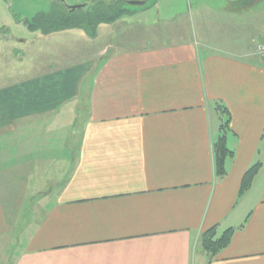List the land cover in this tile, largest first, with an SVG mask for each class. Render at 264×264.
Instances as JSON below:
<instances>
[{"label": "crops", "instance_id": "1", "mask_svg": "<svg viewBox=\"0 0 264 264\" xmlns=\"http://www.w3.org/2000/svg\"><path fill=\"white\" fill-rule=\"evenodd\" d=\"M237 3L209 10L238 18L247 10ZM172 20L127 16L101 25L96 37L40 33V61L3 59L5 190L11 180L29 187L44 174L62 181L42 195L47 211L39 222L10 219L0 187V241L9 232L19 241L11 264H264V59L256 46L224 51L183 36L180 25L169 31ZM0 33L1 55L22 50ZM260 34L264 43V26ZM56 39L83 40L85 48L70 44L79 56L46 67L45 46ZM223 106L234 156L220 179L214 144L227 121ZM258 163L259 175L239 196L246 171ZM214 228L235 232L212 257L202 237Z\"/></svg>", "mask_w": 264, "mask_h": 264}, {"label": "rangeland", "instance_id": "2", "mask_svg": "<svg viewBox=\"0 0 264 264\" xmlns=\"http://www.w3.org/2000/svg\"><path fill=\"white\" fill-rule=\"evenodd\" d=\"M54 1L56 2L57 0H0V31H6L7 36L13 38V45L10 46L13 51L14 49H22L21 51L18 50L15 53L12 52L7 55L0 54V65H3L4 58H7V61L4 60V62H8V65H11V61L16 62L21 58V55L26 56V58L23 59L25 63L40 61V59H37V49L40 48L43 41L40 33L31 32L25 28V24L21 21L23 18L31 19L40 12H50L51 8L53 9L52 3ZM85 1L86 0H65L67 6L85 4ZM89 1L92 0H88V2ZM135 1L146 2V4H130ZM239 1L240 0H128L129 3L121 5L120 8L126 7L130 11H133V14L127 15L131 18L147 15L151 19L157 20L173 19L170 24L168 23L170 26L167 25L169 31H171V29H176L180 25V34L184 33L183 36L185 37H195L199 39L202 44H209L213 48L233 52L253 50L254 46H256L257 49L261 38L260 27L264 26V0H253V5L250 4L252 0H241L240 3H238L239 5L236 4L234 7L241 8L240 10L242 11L246 9L247 12L242 16L239 15L238 18H232L227 14H220L219 12L209 10V8L216 9L228 6L231 2ZM17 22L19 24H17ZM164 27H166V25ZM78 32L80 31L77 30L75 33ZM105 37L108 36L104 35V38ZM17 39L19 42H17ZM21 39L26 40L23 45L28 47L26 50L28 53H26V51L22 52L26 47H20L22 44ZM101 39L100 35L94 47L101 43ZM11 42L12 41L7 40L5 43L9 44ZM83 43V40H72L70 44L74 47L85 48V44ZM70 44L66 40L57 43V39L56 43L51 41L48 42L45 46V58L43 59L46 67H55L54 63H58V59L61 56L65 58V61H63L65 64L68 62V57L70 59L75 55L79 56V53L82 51L76 48H69ZM74 59L75 58H73V60ZM213 117L216 121V116ZM76 127H80L79 121ZM79 132L74 136L70 135V141H78L81 135ZM51 168L52 170L54 169L53 167ZM44 170L47 173L48 168L46 167ZM56 170L57 167L54 169V172H56ZM54 174L55 176L53 177L46 174L36 176L45 179V181L43 180L41 182H36L34 180L36 177H33L32 181L34 182L28 184L29 187H23L22 183H19L21 185L19 187L18 184L11 180L8 184L7 191L5 190V179L4 181L0 179V187H2L4 199L7 201L8 198L10 204L7 205L10 219L13 217H15V219L17 217L18 219V217L23 215V218H29V220H33L34 222L42 220L47 211V205H44V201L47 202V198L43 199L42 195L44 194L47 196L50 194L51 190L55 193L62 184V181L56 180L59 177L57 173ZM10 179H13V177ZM24 184L25 182H23V185ZM13 188H15L22 197L20 196V198L13 199L16 194ZM17 219L16 222H18ZM21 232V230H18L17 233L13 231L14 236L18 235V237ZM11 237L12 235L9 232L7 241H4L5 239L0 241V264H11L10 258L19 248L18 245H16L19 241H11Z\"/></svg>", "mask_w": 264, "mask_h": 264}, {"label": "trees", "instance_id": "3", "mask_svg": "<svg viewBox=\"0 0 264 264\" xmlns=\"http://www.w3.org/2000/svg\"><path fill=\"white\" fill-rule=\"evenodd\" d=\"M240 1L238 3H240ZM128 3V0H92L86 2L84 7L80 9L70 10L65 0H57L52 3L53 9L51 8L50 12L37 13L33 18L24 19L21 22H23L31 32H39L43 35H50L68 30H83L88 36L96 37L98 28L101 25L114 23L133 13V11H130L126 7L120 8L121 5H126ZM222 113L227 116V121L222 124V135L214 144L216 174L220 179H223L228 174L226 166L227 159L234 156V152L227 144L230 113L224 106ZM261 168V163H258L251 166L246 171L242 179L239 196H243L251 188ZM234 232L235 229L230 228L223 234L218 235L215 228L209 230L202 237L203 249L210 253L212 257L217 256L230 244Z\"/></svg>", "mask_w": 264, "mask_h": 264}, {"label": "water", "instance_id": "4", "mask_svg": "<svg viewBox=\"0 0 264 264\" xmlns=\"http://www.w3.org/2000/svg\"><path fill=\"white\" fill-rule=\"evenodd\" d=\"M130 4H132V5H145L146 2H138V1H135V2H131ZM82 7H84V4L73 5V6H69V5H68V8H69L70 10H77V9L82 8Z\"/></svg>", "mask_w": 264, "mask_h": 264}, {"label": "built area", "instance_id": "5", "mask_svg": "<svg viewBox=\"0 0 264 264\" xmlns=\"http://www.w3.org/2000/svg\"><path fill=\"white\" fill-rule=\"evenodd\" d=\"M257 51H258V54L261 55L264 59V43L259 42L257 46Z\"/></svg>", "mask_w": 264, "mask_h": 264}]
</instances>
